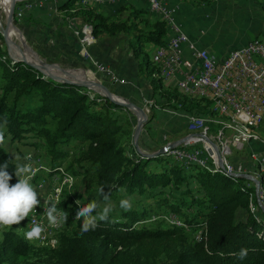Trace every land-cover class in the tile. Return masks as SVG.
I'll return each instance as SVG.
<instances>
[{
  "label": "trees",
  "instance_id": "obj_1",
  "mask_svg": "<svg viewBox=\"0 0 264 264\" xmlns=\"http://www.w3.org/2000/svg\"><path fill=\"white\" fill-rule=\"evenodd\" d=\"M80 1L65 0L59 10L79 17L96 39L127 36L129 50L139 63L137 76L149 83L153 100L163 101L164 108L207 120L202 132L212 143L225 135L216 131L228 130L212 120L217 116L211 101L184 95L162 81L145 47L165 44L169 31L163 20L150 24L147 9L134 8H127L125 17L105 16L93 7L78 5ZM191 1L197 6L213 2ZM124 5L119 8L125 9ZM3 43L0 33V125L4 140L10 145L43 148L52 156L49 163L58 166L50 167L46 176L59 175V169L73 177L91 173L97 202H104L97 192L102 187L108 201L119 192L127 197L142 194L154 201L155 207L122 208L118 218L109 215L106 221H98L94 230L82 232L81 221L75 220L80 206L70 192L67 203L61 199L56 203L68 213L66 223L57 229L63 230L56 240L36 248L12 227L0 235V264H264V215L253 213L250 206L255 193L251 181L227 174L216 164H178L168 152L144 158L123 144L133 128L125 107L13 60ZM154 118L152 115L145 126ZM72 144L75 163L83 171H76L73 162L63 167ZM6 162L12 177L9 184L14 185L12 153L2 143L0 165ZM41 176L37 173L30 183L38 185L45 179ZM166 215H174L182 224L169 225L159 219ZM241 249L246 250L243 259L239 258Z\"/></svg>",
  "mask_w": 264,
  "mask_h": 264
},
{
  "label": "crops",
  "instance_id": "obj_2",
  "mask_svg": "<svg viewBox=\"0 0 264 264\" xmlns=\"http://www.w3.org/2000/svg\"><path fill=\"white\" fill-rule=\"evenodd\" d=\"M21 1L30 5V8L25 9L23 14L25 31L29 42L47 63H52L65 70L88 69L90 67V61L83 59L80 55L79 40L76 36V32L85 24L79 17L68 16L64 11L59 10V6L65 0ZM166 1L175 9L177 23L189 38L217 58H223L229 51L245 45L254 38H264V0H212L213 2L207 6H197L191 0ZM123 8L125 9L106 6L98 7L96 10L105 16L125 17L127 8L147 9L141 1L136 0L128 3ZM147 11L146 18L150 24L159 19L148 9ZM229 24L232 26L231 30L238 29L233 30L231 35L224 39L223 30L227 29ZM89 31L91 32L90 26ZM128 42L129 38L123 34L116 37L101 36L99 39L95 38L94 43L89 46L88 52L94 61L108 66L117 77L124 79L128 87L122 88L121 85H113L106 76L100 73H97L98 80L104 83L108 89H111L114 95L126 98L138 105L140 101H144L142 96L146 98L150 96L151 89L145 79L137 76L139 63L129 50ZM145 48L152 59V53L156 46L147 44ZM152 61L153 63L155 62L154 60ZM41 65H44V63L41 62ZM70 77L75 78L74 76ZM162 81L167 85H172L182 93L178 84H170L166 80ZM87 83L92 86L95 84L91 80H87ZM157 123L158 120L154 118L147 127L154 129L158 126ZM233 125L231 122V131L234 136H237V140H256L251 132L249 138L235 133L232 130ZM184 128H186V125ZM179 130L180 128L175 129L176 132ZM227 132L229 133V130ZM258 132L264 138V120ZM187 134L188 132L173 143L192 138L194 135ZM195 135L208 139L203 132ZM220 138L224 147V157L228 160L226 156V149L229 146L227 136L225 134L223 137L220 136ZM252 143L245 148H238L239 152L245 151L247 155H231L230 160L235 164L242 165L246 171L250 172V176L253 178L257 180L263 179L264 181V164L259 154L255 151L264 149V143ZM214 144L216 145V143ZM252 184L254 183L252 182ZM261 187V191H263L264 184ZM262 197H264V191L262 192ZM259 199L258 194L254 193L252 211L253 213L258 212L259 215H264ZM259 217L261 218L262 216ZM259 217L256 218L259 220Z\"/></svg>",
  "mask_w": 264,
  "mask_h": 264
},
{
  "label": "built area",
  "instance_id": "obj_3",
  "mask_svg": "<svg viewBox=\"0 0 264 264\" xmlns=\"http://www.w3.org/2000/svg\"><path fill=\"white\" fill-rule=\"evenodd\" d=\"M133 1L135 0H81L78 5L96 9L106 6L120 7L122 4ZM136 1H141L150 12L163 20L168 27L169 33L165 44L156 46L152 53V60L158 63L167 83L181 84L184 95L203 96L211 101V107L232 113V116H239L242 121L247 122L250 126L262 125L264 120V38H254L245 45L229 51L223 58H217L189 38L177 23L175 9L166 0ZM29 8V4L23 3L24 10ZM76 36L79 40L80 55L83 59L90 61L92 70L106 76L113 84H127L124 79L117 77L108 66L91 58L88 48L94 43L95 38L89 31L88 25H83L76 32ZM78 70L87 71L84 68ZM171 113L185 123L203 119L198 115L178 110ZM216 131L218 134H226L229 150L238 151V148H245L247 145L253 144L252 141L237 140V136L224 129ZM261 142H264L263 137ZM171 148L179 151L178 164L184 160H207L209 165L218 164L239 175H250V172L246 171L240 164L220 163L217 160V151L214 146L203 136L194 134L192 138L174 143ZM255 151L264 164V149ZM15 156L17 155H13L12 158L14 164L16 163ZM19 156L22 158L29 157L23 162L29 163L32 168L41 167L40 156H36L35 153L23 150ZM17 182L15 176L14 184ZM31 184L34 188V183ZM56 185H65V183H62L56 176L47 175L45 179H42L41 188H34L40 204L34 212L29 214V217H32V223L41 222L44 224V234H47L51 226H48L42 214L50 203L54 204ZM252 185L256 193V185ZM257 194L263 205L264 214V197H262L261 189ZM174 219L180 220L179 218Z\"/></svg>",
  "mask_w": 264,
  "mask_h": 264
},
{
  "label": "rangeland",
  "instance_id": "obj_4",
  "mask_svg": "<svg viewBox=\"0 0 264 264\" xmlns=\"http://www.w3.org/2000/svg\"><path fill=\"white\" fill-rule=\"evenodd\" d=\"M8 4H10L9 0H1L0 1V30L2 32L7 33V35L10 36L9 38L15 42L16 47H18L20 50L23 49L25 51V53H24L25 56L24 55L21 56L22 58L23 57H25V58L29 57V58H33L36 60H40L41 62L44 63V65H46L45 63H47V62L37 53L35 48H33L31 46L29 39H28V36L26 34L25 26H24V20L25 19L23 18V14H24L23 1L19 0L16 3L12 21H13L14 31L17 33H20L22 35V38L24 40V44L30 50L26 49L24 47V45L21 44V42L16 37L17 34L13 31H11L9 26H8V23L6 21V16H5V14L8 13V9H7L9 7ZM228 27H227V29L223 30L224 39H226L227 36L229 37L231 35V33L233 32V30L238 29V28H235V29L231 30V27H232L231 24H229ZM3 44H4L3 46H4L8 56L13 59L15 57V54H14L15 51L13 49L14 47H12L10 49L6 46L5 43H3ZM29 61L31 62L32 60H29ZM47 64H49L51 66L53 65L52 63L51 64L47 63ZM46 67H47V65H46ZM79 69H81V68H79ZM84 69L87 70L86 72L83 71L84 77L86 78L85 79L86 82H87V80H91L92 82L101 83L98 80L97 73L94 70H92L90 67H88V69L87 68H84ZM90 72L94 73V76ZM162 80H164V79H162ZM88 90H90V89H88ZM90 91L93 92L92 90H90ZM115 96H117V95H115ZM118 97H120V96H118ZM142 97H143L144 101H140L138 103V105H136V106H138L140 109H142L144 111V113L146 114V117L148 119H150V117H152V115H154L155 119L158 120V123H157L158 126H156V128H154V129H150L147 127L148 126L147 125L142 129V131L138 137V149H139V151H141L143 153H155V152L159 151L160 149H162L163 147H166L167 145L172 144L174 141H177L181 136H184V134H186L187 132H188V134H198V133L203 131V129L205 127L204 123H206L207 120L200 119V121H190V122L185 123L183 120L179 119L176 115L171 113V112H174L175 110H173L169 107L164 108L162 106L163 101H159L157 103L150 96L148 98H146L145 96H142ZM193 98H196V97H193ZM197 99H199V98H197ZM130 102L133 103V101H130ZM127 111L129 113V114H127V118L131 121L133 128H132L131 137L124 139L123 144H125V146L128 149H132V148H134L132 137L135 133V129H136V125H137V116L135 115V113L132 110L127 109ZM216 116L217 117H213L212 120L214 122L220 123L221 125H225L227 127V128L226 127L225 128L227 130H229V133L232 134V131H231L232 120L230 122V119H228V118L220 117L217 114H216ZM233 120H236V119H233ZM185 125H186V128H184ZM189 125H190V127H189ZM173 126H174V128H173ZM245 126H246L247 130L249 131V133L251 132V134L254 135V137L256 138V140H251V141L252 142H261L262 136L258 132V130L260 129L261 126H251L250 127L249 124L245 125ZM178 128H180V130L178 132H176L175 129H178ZM73 144L71 146H69V147H71L70 148L71 151L69 153L70 155L65 160L63 167L65 168L68 163L73 162L74 163L73 168L76 171H83L75 163L76 156H74V154H72V152H75V150H73L74 149ZM3 145L8 149V151L12 152V155H19L24 150V151L35 153L36 156H40L41 167L32 168V171H35V169H36V172H32L30 174L29 179H32L35 175H37V173H40V172L42 174L41 177L45 178L46 174L49 173L50 167H58L57 165L52 166L49 163L52 161V156L46 155L43 148L42 149L37 148V147L29 148V147H25V146H21V145H15V144L10 145L8 139L4 140ZM134 150L137 151L136 148H134ZM226 150H227L226 156L230 162H231V160H230L231 155H236V156L237 155H247L245 153V151L239 152V151H235V150H229V146L227 147ZM77 152H79V151H77ZM168 157H170L172 159L171 155H168ZM223 157H224V155H223ZM53 163L56 164L57 161H55ZM60 170H59V172H60ZM65 172L67 174H64L63 170H61L59 175H55L56 177H58L60 179V181L62 183H65V185H56L57 191L55 192V199H54L55 205L57 203V200H60V199H61L60 202L63 201L64 203H67L68 200L71 199L67 196V194H69L70 192L73 195V201L77 202L78 206H82V205H84L90 201H93V200L97 201L96 188H95L94 180H93L91 173L73 177L66 170H65ZM68 175L71 176L72 178L69 177ZM41 186H42V180L39 181L38 185L34 186V188H41ZM129 198H131V206L134 208H141V207L143 208L144 206H148L149 204L152 207H155L154 201L149 200V199L148 200L144 199V195H142V194L141 195L133 194L132 196L127 197L124 192H119V193H117L115 199H113L111 201H107V203H110L112 206V211L109 213V215H111L113 218H118L119 217L118 214L121 212V209H122L120 207V201L122 199H129ZM99 203L101 204V207H103L105 202H99ZM29 218L30 217L28 216V218L25 219V222L23 223L24 225H22V222H23L22 221L21 223L12 226L15 228L16 232L18 234H20V236H22L23 238H24V231L26 230L25 228L28 227L27 221ZM174 218H176L174 215H166V216H160L159 217V219H163L167 224H169V222L170 223L172 222L176 225L182 224L180 220L177 221ZM169 225H171V224H169ZM60 227H61V225L56 227V228H50V230L47 232V235H45L44 237L42 236L41 239L31 240V241L27 240V241L36 248L37 247L41 248L42 245L45 244L47 241H48L47 244L49 245V244L53 243L56 240V237L62 232L63 229L61 231L57 230ZM8 229H10V228H8ZM8 229H0V235Z\"/></svg>",
  "mask_w": 264,
  "mask_h": 264
},
{
  "label": "clouds",
  "instance_id": "obj_5",
  "mask_svg": "<svg viewBox=\"0 0 264 264\" xmlns=\"http://www.w3.org/2000/svg\"><path fill=\"white\" fill-rule=\"evenodd\" d=\"M5 120V124H6ZM4 142L3 125H0V144ZM14 174L17 177V183L10 185L7 168L8 163L0 165V229L12 228L13 225L19 224L21 221L28 218L29 214L34 212L35 208L39 206L40 202L38 194L30 183V174L32 173V166L25 163L29 157L15 156ZM97 192L102 195L105 202L103 207L95 200L90 201L77 208L75 213V220L81 221V231L88 232L97 227L98 221H106L109 213L112 211V206L107 203L109 197L103 194V188H98ZM120 207L125 210L131 209V198L122 199ZM95 213V214H94ZM48 226H60L66 223L68 213L58 209L55 204L50 205L43 210L42 214ZM24 231V238L26 240H38L45 232V226L41 222L33 223L30 228L26 227ZM246 255V250L241 249L239 258L243 259Z\"/></svg>",
  "mask_w": 264,
  "mask_h": 264
},
{
  "label": "water",
  "instance_id": "obj_6",
  "mask_svg": "<svg viewBox=\"0 0 264 264\" xmlns=\"http://www.w3.org/2000/svg\"><path fill=\"white\" fill-rule=\"evenodd\" d=\"M17 2H18V0H13V5L11 7V11L7 15L8 19H12L13 18V14H14L15 6H16ZM0 32H1L2 36H3V41L6 44V46L8 48H10V49L12 47H14L13 49L15 51L14 52L15 57L13 58V60L25 63V64L35 68L36 70L40 71L46 77L51 78V79H53L55 81H58V82H61V83H67V84H74V85H77V86L85 87L86 89L92 90L94 93H98L99 95L108 98L109 100L113 101L114 103H116L118 105H121V106H123V107H125V108H127L129 110H132L135 113V115L137 116V125H136V129H135V133H134V135L132 137L134 148H136L137 152L140 153L146 159H151L153 157H156V156H159V155H163V152L165 151V148H162V149H160L159 151H157L155 153H143V152L139 151V149H138V137H139L142 129L144 128V126L147 124V122L149 120L146 117V114L144 113V111L142 109H140L138 106H136L134 103L130 102L126 98L115 96L114 93H112L110 91V89H108V87L104 83L94 82L95 84H93V87H91V86H88L86 84L74 82L72 80L61 79V78L58 77V75L56 73H54L53 71H50L48 69V67H50L51 65L45 63L47 65V67L42 68V67H39V66H37V65L27 61V60H24L21 56L24 55L25 51L23 49L20 50L18 47H16L15 42L12 39L9 38L7 33L2 32L1 30H0ZM55 66H57V65H55ZM59 69L61 71L65 72V69H62V68H59ZM71 70L76 71L78 69H71ZM91 74L94 76V73H91ZM141 114L143 115V117L140 116ZM166 148L170 149L171 145H167ZM219 160H220V155H219ZM242 178H245V179L253 182L256 185V188H255L256 193L259 192L260 187H261L262 183L264 182L263 179L257 180V179L253 178L252 176H250L248 174H243Z\"/></svg>",
  "mask_w": 264,
  "mask_h": 264
},
{
  "label": "bare ground",
  "instance_id": "obj_7",
  "mask_svg": "<svg viewBox=\"0 0 264 264\" xmlns=\"http://www.w3.org/2000/svg\"><path fill=\"white\" fill-rule=\"evenodd\" d=\"M9 2H10V4H8L9 5V7L7 8L8 9V13L7 14H5L6 15V21H7V23H8V26H9V28H10V30L11 31H13V32H15L14 31V27H13V21H12V19H8L7 18V15L9 14V12L11 11V7H12V5H13V0H9ZM17 35H16V37L18 38V40L21 42V44H23L24 45V47L26 48V49H29L28 47H26V45L24 44V40H23V38H22V35L20 34V33H17V32H15ZM13 34V33H12ZM10 37V36H9ZM30 50V49H29ZM34 53V52H33ZM36 55V54H35ZM25 56V55H24ZM29 57H23V59L24 60H27V61H29V60H32L31 61V63H33V64H35V65H37V66H39V67H42V68H45L46 67V65H41V62L40 61H38V60H36V59H33V58H29ZM35 58V57H34ZM30 62V61H29ZM155 63V65L158 67V69H159V71H160V77L162 78V79H164L163 78V75H162V72H161V70H160V67H159V65H158V63H156V62H154ZM48 69L50 70V71H53L54 73H56L57 75H58V77L59 78H61V79H68V80H72V81H74V82H77V83H82V84H86V85H88V86H91V87H93L92 85H90L89 83H87L86 81H85V77H84V72L83 71H81V70H76V71H74V70H65V72H63V71H61L57 66H50V67H48ZM70 76H74L75 78H72V77H70ZM165 80V79H164ZM178 86H179V89H180V91L183 93V91H182V85L181 84H178ZM187 96H191V95H187ZM191 97H196V98H200V99H205V100H207L206 98H204L203 96H191ZM212 110L214 111V113L215 114H217L218 116H220V117H224V118H228V119H230V120H232V121H234L233 119H238V120H236V122H234V125H233V127H232V130L235 132V133H237V134H240V135H242L243 137H246V138H249L250 137V133H249V131L247 130V128H246V126L245 125H248V123L247 122H244V121H242V119L241 118H239V116H232V113H229V112H227V111H224V110H221V109H215L214 107H212ZM141 117H143V115L141 114L140 115ZM198 136V135H197ZM200 136V135H199ZM205 138V137H204ZM206 139V138H205ZM206 140H208V139H206ZM182 141H184V140H182ZM179 142H181V141H178V142H176V143H179ZM208 142L211 144V145H213L214 146V148H215V150L217 151V159H218V161L220 162V163H230L225 157H223V155H224V147H223V145H222V142H221V138H220V136H218V137H216V145L214 144V143H212V142H210L209 140H208ZM174 143H172V144H170V145H173ZM167 147V146H166ZM166 152H168L169 153V155H171L172 156V159H173V161H175L176 163H178V158H179V151L178 150H174V148H170V149H167V148H165V151L163 152V154H165ZM219 155H220V160H219ZM181 163H194V164H198V165H202V166H208L209 165V163H208V161L207 160H184L183 162H181ZM219 167L225 172V173H227V174H233L234 176H237V177H239V178H242V175H239V174H237V173H235V172H233V171H231V170H229L228 168H226V167H224V166H222V165H219ZM60 170V169H59ZM32 172H36V169H35V171H32ZM60 172H61V170H60ZM261 188V187H260ZM57 191V190H56ZM261 204V203H260ZM250 206H251V208L253 207V203H252V201L250 202ZM261 207H262V209H263V205L261 204ZM32 217H30V219L28 220V223H27V226H28V228H30L31 226H32ZM56 227H58V226H51V228H56ZM41 239V238H40Z\"/></svg>",
  "mask_w": 264,
  "mask_h": 264
}]
</instances>
